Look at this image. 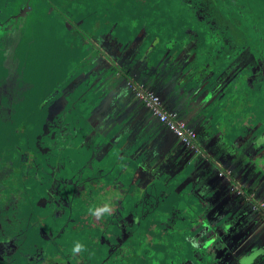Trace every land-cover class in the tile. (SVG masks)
<instances>
[{"label": "rangeland", "instance_id": "rangeland-1", "mask_svg": "<svg viewBox=\"0 0 264 264\" xmlns=\"http://www.w3.org/2000/svg\"><path fill=\"white\" fill-rule=\"evenodd\" d=\"M13 1L14 4L8 0L7 8L0 7V51L12 39L10 43L16 53L1 57L6 67L3 68L4 76L10 80L5 89L15 87L17 92L30 83L29 87L37 91L39 82L30 80V73L34 74L38 65L46 75L40 89L51 85L56 87L51 92L64 89L63 97L50 106L45 103V111H49L50 116L62 109L69 100L68 95L76 97L74 103L89 95L96 101L92 107H87L89 114L83 109L88 116L83 120L77 116L74 122L89 126V134L96 136L94 140L106 143L95 155L97 159L103 156L104 159H94L92 166L95 168L87 170L94 175L100 174V178H95L103 189L95 197L93 206L109 204L111 214L115 212L112 206L120 197L115 179L116 154L119 153L109 148L114 146L123 153H130L131 179L139 181L140 184L136 183L140 189L132 191L130 195L135 192L133 199L127 197L123 202L124 210L132 218L124 217V222L129 223V236L124 243L122 263L207 264L211 261L208 264H220L223 258L229 257L230 264H234V258L224 255L226 248L232 251L224 238L227 218L223 220L224 227L214 231L210 238L200 233L207 228L213 231L215 223L224 215L231 217L234 211H239L248 198L258 203L260 197L254 190L259 179L254 176L263 178L256 164L260 166V160L264 163V0L247 2L250 14L260 12L258 18L254 13L248 16V11L239 6L238 16H227L225 9L238 5L239 0H227L222 5L217 3L222 0H204L205 3L196 0L195 7L205 9L211 23L207 24V16L191 23L196 29L194 37L190 35L194 31L184 25L189 23L186 13L193 14L194 1H188L191 10L176 0ZM253 8L258 10L253 11ZM216 19L221 26H216ZM247 19L257 23L259 29L253 23H246ZM152 31L159 34L146 38V33ZM240 31L242 35L246 33L251 44L246 38L243 40ZM25 37L34 42L24 46ZM20 41L22 45L18 51L15 44ZM92 51L94 54L89 59L79 62ZM20 59L22 67L31 71L24 74L28 82L13 74L19 69ZM255 81L262 83L252 89L249 85ZM191 82L194 84L190 85ZM46 99L44 95L39 105L44 106ZM160 115H164V121H160ZM31 126L26 127L30 129ZM84 133H88L87 130L84 129ZM99 135L107 137V142L99 139ZM70 136L77 140L86 138L82 133L78 136L70 133ZM46 146L50 149L47 143ZM74 149L72 146L71 150H62L59 157H55L57 160L52 159L62 167L55 166L54 171L50 169L43 175L35 173V179L28 178L23 198L19 192L4 193V205L8 208L3 220L9 217L12 225L8 227V222L0 221V241L13 231L16 239L11 238L17 249L10 258L3 257L0 250V264L69 261L54 256L36 262L35 254L39 253L34 251L53 242L39 245L33 251V246L25 240L27 226H41V229L43 226L46 238L55 236L53 240L61 244L59 250L67 258L71 252L65 249L72 250L77 241L86 246L95 241L99 243V253L97 250L72 254L74 264H116V247L102 248L110 240L102 236H110L113 230L108 223L112 221L111 214L99 220L90 217L98 232L88 233L86 238H63L60 235L62 222L56 218L58 214L53 215L52 202H46L54 180H66L84 165L72 151ZM181 172L183 176L178 175ZM156 181L169 184L175 194L173 202L169 197L159 196L146 198L148 203L140 202L141 193ZM19 185L24 186L23 179ZM107 190L115 196L109 203L108 194L103 193ZM89 191L86 187L84 194L89 196ZM187 193L188 201H196L205 217L200 229L193 232L190 230L197 216L196 202L192 206V202H183L181 199L188 197ZM258 204L260 206V202ZM260 207L239 213L235 219L246 222L250 213L258 215ZM75 211L78 210L73 209L65 231L87 228V223ZM263 219L264 213L255 219L252 228L263 224ZM196 221L200 218L196 217ZM241 226L243 230L249 228L246 224ZM20 230L22 236L18 235ZM194 247L204 249L205 259L194 254ZM39 252L45 254L46 251ZM188 252L192 258L187 259ZM108 253L114 256L107 259Z\"/></svg>", "mask_w": 264, "mask_h": 264}, {"label": "trees", "instance_id": "trees-1", "mask_svg": "<svg viewBox=\"0 0 264 264\" xmlns=\"http://www.w3.org/2000/svg\"><path fill=\"white\" fill-rule=\"evenodd\" d=\"M179 1L180 4L183 6H188L190 10L192 9L191 4H188V1H194L193 3V14L186 13V15L189 17L188 24L186 25L188 28H191L195 33V28L191 27V23H197L199 20H203V17L207 16L208 23H211L210 15L206 13V10L204 9H198L195 7L196 0H176ZM202 1V0H201ZM213 2L212 0H209ZM225 1V2H223ZM187 2V3H186ZM205 3V1L203 0ZM239 4L236 6H228L226 10L227 16H238L237 9L244 11H248V16L253 13H249L250 10H248L247 2L248 0H239ZM8 0H2L0 2V7L2 6H9ZM218 5H222L223 3L226 4L227 0H222L217 2ZM12 4H14V1L12 0ZM205 5V4H204ZM213 5V3H212ZM252 5V4H251ZM214 6V5H213ZM238 6L240 8H238ZM4 7V8H5ZM13 6H10L9 8L12 10ZM216 7V6H215ZM7 8V7H6ZM215 9V8H214ZM253 8V11L258 10ZM216 10V9H215ZM238 10V11H239ZM264 10V9H263ZM218 13L222 14L223 16L225 14L221 13V10H216ZM2 12V11H0ZM202 12L204 14H202ZM257 14V18L259 17L260 12L254 13ZM264 14V12H262ZM199 18V19H198ZM256 19V16L255 18ZM248 21L246 23H253L256 29H259V27L256 26L255 22L252 20ZM212 21H215L213 18ZM219 22V23H218ZM206 23V22H205ZM216 26L220 24V21L216 19ZM221 26V25H219ZM210 27V26H208ZM188 28H185L188 29ZM193 33V34H194ZM241 33V37H243V40H247V43H250L249 37ZM146 38L150 37V34L153 36H157L159 33L156 31H152L150 33H146ZM190 34L191 37L196 36V33L193 35ZM25 41L24 46L26 43L34 42L28 39L27 37L24 38ZM150 39V38H149ZM160 39H163V37L160 36ZM264 40V36H263ZM7 41V40H6ZM18 41V40H17ZM202 41V40H201ZM9 42V43H8ZM8 42L5 43V48L0 51V221H2L5 218L7 206L4 205V193L7 191L9 192H19L20 198H23V196L27 193L25 188V183L29 179H35V173L43 175L45 172H48L50 169L55 170L57 167H62L60 162L53 163L52 159H56L55 157H59V153L62 150H65L67 148H70L74 146V150H72L77 156H79L82 159V163L84 165H81V167L74 173L73 176L68 177L66 180L59 181L54 180V185H52V190L49 192V197H47L46 202H52V206L54 208L53 215L58 214L56 218L60 219L59 221L62 222V227L60 229V235H62L63 238H80L87 237V235L98 232V229L94 227V223L90 220V217H93L89 215L88 209L93 206V202L95 201V197L98 196L99 193L103 191L102 187L99 186V179L95 177H99L100 174L97 172L95 175L93 172L87 171L88 168H92V170L95 168L93 167V161L94 159H97L95 155L102 149L104 144H101L100 140H94L96 137L94 133L89 134L91 131V128L89 126H82V125H75V117L80 116V118L83 120V118L87 115V112L89 114L90 110H87V107L89 108L93 106V104L96 102L91 98V96H87L86 98L82 97L78 101H76L74 104L73 100H75V96H67L69 100L66 101L65 105L62 107V109L50 116L49 111H45L46 104L52 105L56 100H58L60 97H63L64 95V89L62 87V92L55 91L51 92L56 87L51 85L46 89H40L41 85L43 86V79L46 77V75H43V68L39 69V66L37 65V69L35 71V75L30 73V80H35V82H39L37 91H33L32 88H30V83L24 84L25 89L18 90L15 92L16 88H11V90L5 89V84L9 83L10 80L7 76H4L5 70L3 68V62H2V56L9 55L11 52L15 53V48L13 50V47L10 42H12V39L8 40ZM254 45L258 46L256 44V41H254ZM17 43V42H16ZM22 45V41L19 42V44H15V47L19 51ZM200 51V49H199ZM16 54V53H15ZM18 55V53H17ZM23 55V54H22ZM262 58V57H260ZM264 58V57H263ZM21 62L19 64V69L16 71L13 67V74L14 75H20L21 80L27 81L29 79L24 78V74L26 72H31L30 70H26L22 67L23 61L22 59L19 60ZM42 64V63H39ZM6 68V67H5ZM4 68V69H5ZM21 68V69H20ZM44 69H47L46 63H44ZM19 72V73H18ZM42 76V77H41ZM50 79V78H49ZM29 80V81H30ZM262 82H251L249 86L252 87V89L255 86H258ZM65 84V82L63 83ZM63 86V85H62ZM261 86V85H260ZM60 88V87H59ZM43 90V91H42ZM44 95H46L47 99L43 103L44 106L39 105L40 101L44 99ZM82 104V108H80V105ZM250 107V106H249ZM248 107V109H249ZM86 110H83V109ZM254 109L253 107H251ZM32 125L30 129H28L26 126ZM84 129L87 130L88 133H84ZM31 131V132H30ZM70 133H75L77 136L79 133H82V136H86L85 139H81L80 137L77 139H71ZM77 136H74L77 138ZM99 139H102V137L99 135ZM70 140V141H69ZM78 142V143H77ZM46 143L50 147V149L46 146ZM112 149H116V152L119 154H116V191L118 192V195L120 196L115 201L114 206L112 208L115 209V212L111 214L112 221H107L112 227L113 230L111 231L110 236H102L105 240L110 239L108 243L106 242V245H104L102 248L109 247V246H115L116 247V264H123L122 260V252L124 250V243L127 237L129 236V223L126 224L124 222V217H128L129 219L132 218V215L128 214L124 210L123 202L126 200L127 197H132L130 195L132 191L138 189V186L136 183L132 184L128 180V176H131L133 174V168L131 166V158L130 153H123L118 148L112 147ZM52 151V153L50 152ZM77 151V153H76ZM54 154H56L54 156ZM104 159V156H103ZM101 159V160H103ZM57 160V159H56ZM81 163V164H82ZM60 164V165H59ZM56 166V167H55ZM85 167V168H84ZM85 173V175H84ZM90 173V174H89ZM47 176V175H46ZM100 178V177H99ZM23 179L24 186L22 187L19 185L20 180ZM181 180V179H180ZM181 182V181H180ZM157 185L162 187V183L157 181ZM158 186V187H159ZM86 187L89 188V196L85 195L84 190H86ZM190 192V190L188 189ZM108 194V203L111 202L112 199H114V193L107 191H104L103 193ZM181 192H178L177 194L180 196ZM105 194V195H106ZM189 193H187L188 195ZM173 194V189L170 188V186L162 189L157 188H151L150 190L146 191L144 196L148 198H155L156 196H159L161 198H170L172 202L175 200ZM143 195L141 196V200L147 202L145 200V197ZM182 198V197H181ZM188 197L181 199L183 202L191 203L192 200L188 201ZM92 201V203H91ZM158 201H161L160 199ZM45 202V203H46ZM196 202V201H195ZM195 202H192V204H195ZM44 203V204H45ZM148 203V202H147ZM43 204V205H44ZM46 205V204H45ZM62 205V208H58ZM197 205V206H196ZM55 206L61 210V213L55 208ZM188 206V205H187ZM23 207V205H22ZM195 208L197 209L195 211L194 221L191 222V230L190 232H193L195 230L200 229V227L203 225L205 221V217L202 215L203 209L198 205L196 202ZM73 209H77L79 212L77 215L87 223V228L80 229L78 231L74 232H68L65 231L67 229L68 221L71 219V214L73 212ZM121 209V211H119ZM22 210V208H21ZM116 210L118 212V215L116 216ZM122 212H125L126 214L123 215ZM64 216V218H62ZM7 217V216H6ZM196 217L200 218V221H196ZM95 219V217H93ZM36 220V219H35ZM4 222H8V227L12 225L11 219L7 217L6 220H3ZM89 221V222H88ZM147 222V221H146ZM34 223V222H33ZM134 223V222H132ZM138 223V222H137ZM1 225V223H0ZM218 225V227H217ZM216 226H213V231H211L209 228L205 229L202 233H200L201 236H204V238L208 239L213 235L214 231H218L221 228L224 227L223 221L218 223ZM36 227H29L27 226L26 231L27 236L25 240L29 242L33 246V251L36 247L39 245H43L46 242H53V244H45L42 248H40L37 251H34L35 253H39V255L35 254L37 259L36 262L44 261L45 259L51 258V257H59L60 260L62 258L69 259L66 263H61V261L58 262V264H74V258L71 257L72 251L69 249H65L66 251H70V257L67 258L65 253L63 251L60 252L61 244L57 243L53 239H55V236H50L46 238V232L44 231V227L42 226ZM189 228V227H188ZM41 229V230H40ZM93 229V230H92ZM11 229L8 230V232ZM108 230V229H107ZM117 231V233H116ZM59 232V231H58ZM89 233V234H88ZM15 233L11 231L7 236H4L6 239L1 240L0 244L5 245V247L8 248L6 252H4L3 257H13L14 251L17 249V244L14 243L16 239ZM18 235L22 236V231L20 230ZM65 235V236H63ZM13 237V239L11 238ZM52 238V239H50ZM62 238V239H63ZM42 239V241H41ZM45 239V240H44ZM97 239V238H96ZM116 239V243H115ZM53 240V241H52ZM197 240V238H196ZM37 241V243H35ZM186 241V240H185ZM203 243V240H199ZM18 243V242H17ZM42 243V244H40ZM186 243V242H185ZM19 244V243H18ZM56 244V246H54ZM89 245H85L88 251L83 252L82 254L86 253H95L97 250V253H99V249L101 246L97 241L93 242L92 244L88 243ZM178 244V243H176ZM184 243L182 242V245ZM179 245V244H178ZM73 248V247H72ZM45 250V254L43 251ZM194 254L199 255L203 259H205V252L203 248H195L194 247ZM96 253V254H97ZM81 254V255H82ZM107 259H110V257H113L114 254L108 253ZM83 256V255H82ZM187 259L192 258V255L188 252ZM195 258V257H194ZM211 262V261H210ZM210 262H206L207 264ZM51 264V263H49ZM53 264V263H52ZM57 264V263H56ZM178 264V263H177Z\"/></svg>", "mask_w": 264, "mask_h": 264}, {"label": "crops", "instance_id": "crops-1", "mask_svg": "<svg viewBox=\"0 0 264 264\" xmlns=\"http://www.w3.org/2000/svg\"><path fill=\"white\" fill-rule=\"evenodd\" d=\"M93 54H94V52L92 51V53L88 57L85 56L79 62L86 61ZM192 84H194V82L190 83V85H192ZM72 104H74V102ZM209 115H211V114L209 113ZM214 120L217 122L216 116H214ZM226 135H227V133H226ZM101 137L103 140H106V142H107V137H103V136H101ZM200 137H202V136H200ZM104 145H103V147H104ZM112 147H114V146H111L109 149H111ZM100 150H102V149H100ZM119 150L121 152H123L121 149H119ZM256 169H257V171H261V174H262L261 176H263V178L256 177V175L254 176L255 179H259L258 183H260V185H258V183H256L257 187L254 190H256V194L260 196L258 198V203L260 202V206H262V207H260L259 204L255 200H253V199L249 200V198H248L247 201H245V203L241 205L239 211H234V213L231 214V217H227V215H224L222 217V219H220L218 221L220 223L225 218H227V220H226L227 226H226L225 231H224L225 232L224 238H225L226 244L231 246L230 248L232 251H229V249L226 248L224 255L227 256V254H228V256H231L232 258H234V260H233L235 262L234 264H264V219H263V224H258L256 227H253V228L251 226L254 224L255 219L260 218L261 214L264 213V196H263V192H264V163L261 162V160H260V166L258 164H256ZM182 173L183 172L179 173L178 175H182ZM131 176H128V180L130 183H132V184H134L136 182L139 183V181H137V180L132 181ZM173 179H175V177H173L171 179V181ZM181 181H183V179H181ZM161 183H162V187H164V188H166L169 185V184L165 185V183H163V182H161ZM139 184H137L138 189L136 190V192L140 189ZM162 187H159V188H162ZM151 188H158L157 181L153 185H150L145 191H143L140 195V198L142 195L144 196L145 192L150 190ZM164 188H162V189H164ZM134 193L131 197L132 199L134 198ZM144 197H145V200H146V198H148L146 196H144ZM146 201L148 202V200H146ZM255 206L260 207L259 208L260 211H259L258 215L256 212L250 213V215L246 219V222H242L239 219H235V215H237L239 213H243L245 211H248L252 207H255ZM255 214H256V216H255ZM217 224L218 223H215L214 226H216ZM242 224H246V226L249 227L248 230L241 229ZM217 227H218V225H217ZM250 228H252V229H250ZM230 260H231V258H230ZM220 264H230L229 257L223 258L220 261Z\"/></svg>", "mask_w": 264, "mask_h": 264}, {"label": "clouds", "instance_id": "clouds-1", "mask_svg": "<svg viewBox=\"0 0 264 264\" xmlns=\"http://www.w3.org/2000/svg\"><path fill=\"white\" fill-rule=\"evenodd\" d=\"M111 211V205L109 204H104L103 206L90 207L88 209L89 215L95 217L97 220L101 219L103 216L110 215ZM71 251L73 255H77L88 251V249L83 243L77 241L74 243V246Z\"/></svg>", "mask_w": 264, "mask_h": 264}, {"label": "flooded vegetation", "instance_id": "flooded-vegetation-1", "mask_svg": "<svg viewBox=\"0 0 264 264\" xmlns=\"http://www.w3.org/2000/svg\"><path fill=\"white\" fill-rule=\"evenodd\" d=\"M0 250H1V255L3 256L4 252H6V250H8V248L5 247V245H2V248Z\"/></svg>", "mask_w": 264, "mask_h": 264}, {"label": "built area", "instance_id": "built-area-1", "mask_svg": "<svg viewBox=\"0 0 264 264\" xmlns=\"http://www.w3.org/2000/svg\"><path fill=\"white\" fill-rule=\"evenodd\" d=\"M160 117H161V119H160V121H164V115H163V117L160 115Z\"/></svg>", "mask_w": 264, "mask_h": 264}]
</instances>
